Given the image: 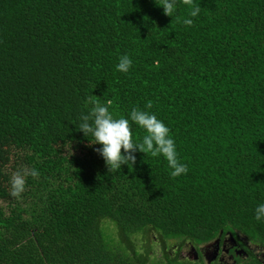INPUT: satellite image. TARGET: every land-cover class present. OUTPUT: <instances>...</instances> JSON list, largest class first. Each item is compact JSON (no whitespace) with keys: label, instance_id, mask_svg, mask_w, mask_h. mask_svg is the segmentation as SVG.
Wrapping results in <instances>:
<instances>
[{"label":"trees","instance_id":"1","mask_svg":"<svg viewBox=\"0 0 264 264\" xmlns=\"http://www.w3.org/2000/svg\"><path fill=\"white\" fill-rule=\"evenodd\" d=\"M228 231L264 250V0H0V264Z\"/></svg>","mask_w":264,"mask_h":264},{"label":"flooded vegetation","instance_id":"2","mask_svg":"<svg viewBox=\"0 0 264 264\" xmlns=\"http://www.w3.org/2000/svg\"><path fill=\"white\" fill-rule=\"evenodd\" d=\"M228 234L229 232L226 235ZM216 238L198 246L187 242L186 244L189 249H183L182 254L190 257V250L192 249V245H194L198 250L199 257L197 259H202L207 264H238V261L245 257L248 259L254 257L257 260L264 261V250L258 244L252 243L247 239V243H245V241L243 242V240L235 237H232L233 241H231L230 238L225 239V236H221L219 237V242L218 240L216 241ZM177 246L175 245V250H178ZM227 260H231V263H228Z\"/></svg>","mask_w":264,"mask_h":264},{"label":"rangeland","instance_id":"3","mask_svg":"<svg viewBox=\"0 0 264 264\" xmlns=\"http://www.w3.org/2000/svg\"><path fill=\"white\" fill-rule=\"evenodd\" d=\"M229 232V231H228ZM239 238L241 240H243V242L245 241V243H247L246 241V237L245 236H242L241 234H239L238 237L234 236L233 233L231 232V235H229V238L231 239V241H233V238ZM154 239H156V237L154 236ZM225 239H227V236H225ZM173 245V243H171ZM187 246V245H186ZM161 245L159 243H154V247H153V250L155 252V254L157 253H160L161 252ZM189 249L188 247H186V250Z\"/></svg>","mask_w":264,"mask_h":264},{"label":"water","instance_id":"4","mask_svg":"<svg viewBox=\"0 0 264 264\" xmlns=\"http://www.w3.org/2000/svg\"><path fill=\"white\" fill-rule=\"evenodd\" d=\"M229 235H231V233L229 232V234L227 235V239L229 238ZM218 240V242H219V237L218 238H216V241ZM187 247V246H186ZM199 257V255H198V250H197V248L194 246V245H192V249L190 250V258H192V259H197ZM209 261V260H208ZM228 261V263H231V260H227Z\"/></svg>","mask_w":264,"mask_h":264}]
</instances>
